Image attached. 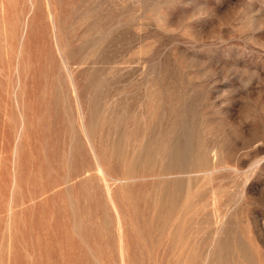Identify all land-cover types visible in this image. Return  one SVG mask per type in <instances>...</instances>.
<instances>
[{
	"label": "rangeland",
	"instance_id": "obj_1",
	"mask_svg": "<svg viewBox=\"0 0 264 264\" xmlns=\"http://www.w3.org/2000/svg\"><path fill=\"white\" fill-rule=\"evenodd\" d=\"M0 264H264V0H0Z\"/></svg>",
	"mask_w": 264,
	"mask_h": 264
}]
</instances>
